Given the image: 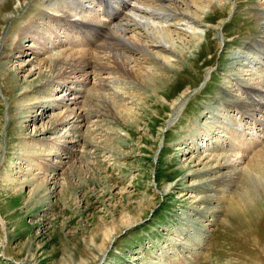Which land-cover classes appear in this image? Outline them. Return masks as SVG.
<instances>
[{
    "label": "rangeland",
    "instance_id": "374dc122",
    "mask_svg": "<svg viewBox=\"0 0 264 264\" xmlns=\"http://www.w3.org/2000/svg\"><path fill=\"white\" fill-rule=\"evenodd\" d=\"M186 2L200 24L172 12L168 21L137 16L115 0L110 15L98 0H0V264H264L263 197L248 200L247 227L229 207L241 198L237 173L264 151V86L254 79L264 75V49L250 42L264 31V0ZM122 12L143 21L125 40L155 52L152 35L180 62L102 48L110 39L101 24L116 31ZM59 15L82 31L71 39L67 25L56 29ZM90 31L96 45L82 41ZM232 53L251 55L242 62L255 76L239 81L257 88L256 112L228 104H251L231 79L241 68ZM71 54L72 65L53 60ZM84 54L91 64L73 73ZM70 112L80 116L77 131L62 124L41 133ZM220 163L235 172L233 183L204 176Z\"/></svg>",
    "mask_w": 264,
    "mask_h": 264
},
{
    "label": "bare ground",
    "instance_id": "6f19581e",
    "mask_svg": "<svg viewBox=\"0 0 264 264\" xmlns=\"http://www.w3.org/2000/svg\"><path fill=\"white\" fill-rule=\"evenodd\" d=\"M66 0H64L65 2ZM148 1V0H146ZM150 1V0H149ZM148 1V2H149ZM162 1L163 4L161 3H158L157 0H151L150 2L153 4V5H157V6H161L162 5L165 7L164 9H168L169 13L172 12L171 14L173 15L172 17L174 18V16L176 15L177 17H181L182 20H186V23H193V24H197V22H199L200 24V19H202L199 15L200 13V10L198 9V7H196L195 5H192V2H186V8H182L180 6V4L184 1V0H160ZM186 1V0H185ZM115 2L121 4L122 6H124L123 8H127L129 7V9L133 10L135 13H137L136 15L138 16V13L140 14H144L145 16H154V15H157L158 17H160L161 19H163L164 21H168V20H171L173 18H171L170 14L169 13H165L164 11L163 12H159L157 11L158 9L156 7H153V8H143L142 5H137V4H131V2L129 0H115ZM135 2V0H134ZM175 4L174 7H167V5L169 4ZM183 4V3H182ZM193 4H196L195 0H194V3ZM188 7V8H187ZM228 7L227 4H224L223 7H222V11L224 12V10ZM163 8V7H162ZM128 9V8H127ZM128 9V10H129ZM262 11V10H261ZM132 12V11H131ZM126 12H122L119 17H121L122 15L124 16V20L122 19L117 25V27H115L116 31L110 29L111 28V25H109L108 27H106L105 25H102L101 24V27L103 28V30L106 32V36L108 39L112 40V41H105L102 48H110L111 50H113V52L115 53H118V55H122L123 57L127 58L128 60L132 59V55H127V51H130L132 52L135 51V50H138L140 48V52H144L146 53L149 58H153L155 61H158V60H162V62H164L163 64L164 65H170V66H176L179 62H180V56L176 55L174 53V51L172 49H166L164 47V45L161 43V40L157 39V40H154L153 39V36H151V39H152V45L155 47L158 48L157 51L155 52H152V50L150 49L149 50V47H151L150 45H145L143 48H141L140 46H138L136 43L134 42H131L130 40L126 39L125 40V34H127L129 31H132L133 29H140L141 28V25L143 26V21L141 20L142 19V16L140 19H137L136 17L130 15V14H125ZM258 14V13H257ZM259 17H258V21H263L264 22V13H261L259 12ZM144 16V17H145ZM55 20L57 21H60L58 23V25L56 26V29L57 27L59 26L61 28V25H67L68 22H70L71 20L70 19H67L66 17H64V19H62V16H57L55 17ZM199 20V21H198ZM114 22V21H113ZM146 24V23H145ZM264 25V24H263ZM62 28H65V29H69V33L68 36L69 38L72 39L73 35L78 33V32H81V28L76 26L75 24L72 25V26H63ZM182 31V30H180ZM91 32H89V35L85 33V37L84 39H82V41L86 40V41H89L91 42V44H97L98 42L95 43V38L93 40H91L95 34L92 33L93 35L91 36ZM187 32V31H186ZM264 31H259L256 33L255 37L250 41L252 45H256L260 48H263L264 49V42L262 41V39H264ZM156 32H154L155 34ZM165 34V33H164ZM167 34V33H166ZM146 36V35H145ZM169 37V35H167ZM154 38H155V35H154ZM148 39V38H147ZM150 39V38H149ZM150 39V40H151ZM73 41H76V40H73ZM103 41V40H102ZM100 42V41H99ZM250 42L248 41L246 44L249 45ZM250 46V45H249ZM139 47V48H138ZM146 48V49H144ZM148 48V49H147ZM68 51V50H67ZM139 52V51H138ZM82 53H86L85 51H83ZM89 53V52H88ZM130 53V52H128ZM182 53V52H181ZM66 54V53H65ZM131 54V53H130ZM77 55V54H75ZM183 55V54H182ZM71 59H66L64 57H57L56 59L53 58V60L56 62V65L57 64H68V65H72L74 62V54L72 55L71 54ZM89 56V55H88ZM250 54H245V53H232V56H231V60H232V63L235 64V65H239L241 66L240 69H238L237 71L239 72L237 74V76L235 75V77H232L231 79L232 80H237V85L239 83V89L240 90H243V89H246L245 91H247L248 93H246V97L249 98L251 101L249 103L247 107L246 104L244 103V101L242 99H239L237 97H232L234 99H232V102L233 103H228L229 105H234L236 104V106H239L241 108H244V109H247L244 110L246 112H254L253 110H255L256 112V103H259V104H262L260 101H257L254 99V97L252 96V94L250 93H254L256 94L257 93V88L255 87H252L250 85H248V83H246L244 80L243 82L245 83V87H243V84L240 83L239 80L243 79L241 77L243 76H247V73L249 74V72H251V76L254 77L255 74L250 71L249 68H246L248 67L246 62H242L244 59H247V58H250ZM148 58V59H149ZM243 59V60H242ZM79 60V59H78ZM93 59H91L90 57L86 58L85 57V54L83 55V58L80 60L82 63L79 65V66H75V68L72 69V72L74 73L77 69L80 68V70L82 71L83 68H84V65H89L91 64V61ZM50 62V61H49ZM161 62V61H160ZM172 62V63H171ZM175 62V63H174ZM255 62V61H253ZM157 63V62H156ZM259 61L256 60L255 62V65H259L258 64ZM50 64V63H49ZM162 64V63H161ZM55 65V64H54ZM52 65V67L54 66ZM157 65V64H156ZM66 66V65H65ZM51 67V68H52ZM58 67V66H57ZM233 66H231V69H232ZM53 68H56V66H54ZM235 68V67H234ZM57 69V68H56ZM53 70V69H52ZM55 70V69H54ZM258 70V69H257ZM249 71V72H248ZM256 71V70H255ZM53 72V71H52ZM56 72V71H55ZM70 72V71H69ZM55 74V73H54ZM50 75V74H48ZM53 75V74H52ZM58 75V74H57ZM137 77L141 78L142 80L146 81L149 79V81L151 82H154L155 84H157V82L160 80L162 82H164V77L162 76L161 78L159 77H155L157 76V74H152V73H148L146 74L145 76L143 75H140L139 73L138 74H135ZM258 77H254V79H258L257 81L259 82V84L263 85L264 86V75H257ZM52 76H47V78L45 79V81L43 80L42 82L45 83L46 81H48ZM231 77V76H230ZM163 79V80H162ZM41 82V81H40ZM41 82V83H42ZM242 82V81H241ZM256 84V83H255ZM41 85V84H40ZM39 85V86H40ZM154 86V85H153ZM247 86V88H246ZM228 92V91H227ZM230 94V93H229ZM228 94V95H229ZM231 95V94H230ZM245 95V93H244ZM226 96V95H225ZM234 96V95H233ZM76 98V97H75ZM65 101V98L61 99L60 102H64ZM243 103V104H242ZM248 103V102H247ZM181 104H183V101H179L178 102V105L180 106ZM227 104V105H228ZM245 104V105H244ZM177 105V106H178ZM178 106V107H179ZM264 107V106H263ZM177 108V107H176ZM240 108V109H241ZM239 109V110H240ZM96 111V110H94ZM242 111V110H241ZM243 111V112H244ZM74 114V112H70L69 115H71L70 119L68 117H65V118H62V119H56L54 121V123L48 127V129H44L43 131H41V133L45 134V133H48V132H56V130H58V127L62 124H70V130L71 131H77L78 130V126H77V122L79 121V118L80 116L76 118V115H72ZM253 114V113H252ZM74 120V121H73ZM262 120V119H261ZM264 120V118H263ZM264 123V122H263ZM171 123H169L170 125ZM168 124L166 125V127L168 128L169 126ZM264 129V127H263ZM259 159L263 160L262 163H259V162H255V161H260ZM252 167H250V170L251 171H255L256 173L263 171L261 172L258 177L257 176H254V174L249 171V170H246V171H240L239 173V177H238V181L236 180V182L240 183L241 186L238 187L239 190L237 191H240L241 190V193L239 194L241 196L240 199H234L231 203H230V209L232 211V213H234L238 219H241V223H243L244 226H248V224L251 223V220H246V217L249 216L246 212V205H253L255 203H250L248 204V200H252L250 198H262L264 199V151L256 154L253 158H252ZM227 168L226 166L222 165L221 163L218 165L217 168H212V169H208L207 171H205L203 174L204 176H210V175H213V176H219V182H222L223 179H227L230 183H233L235 181V178H234V171L233 170H230V171H227L225 172L224 169ZM229 168V167H228ZM231 168V167H230ZM234 170H236V168H234ZM237 176V175H236ZM242 180V181H240ZM225 181V180H224ZM216 182H214L213 184H215ZM237 183V184H238ZM235 184V183H234ZM230 185V184H229ZM225 186V185H224ZM226 187V186H225ZM45 189V188H44ZM230 189V188H229ZM227 190V189H226ZM46 191H47V188H46ZM224 191V189L222 190ZM226 192V191H224ZM51 193H54L53 191L52 192H49L48 191V195L51 194ZM216 197V195H208V197H205V199L209 200V201H212L214 198ZM217 199V198H216ZM220 199V198H219ZM205 200V201H207ZM208 201V202H209ZM219 201H222V200H219ZM210 203V202H209ZM222 203V202H221ZM213 204V203H212ZM214 205V204H213ZM217 206V205H216ZM248 218V217H247ZM250 218V217H249ZM248 229V228H247ZM106 235V234H105ZM104 235V236H105ZM109 239V238H108ZM105 243V242H104ZM105 246V244H104ZM262 246V245H261ZM101 248V246H100ZM101 250V249H99ZM102 251V250H101Z\"/></svg>",
    "mask_w": 264,
    "mask_h": 264
},
{
    "label": "water",
    "instance_id": "95a60500",
    "mask_svg": "<svg viewBox=\"0 0 264 264\" xmlns=\"http://www.w3.org/2000/svg\"><path fill=\"white\" fill-rule=\"evenodd\" d=\"M179 112L180 111H178V112H176V114L173 116V117H171L170 119H169V121H171V123L176 119V117H177V115L179 114ZM167 127H165V129H166ZM160 146H161V143L159 144V148H160ZM159 150V149H158ZM3 152H4V146H3Z\"/></svg>",
    "mask_w": 264,
    "mask_h": 264
}]
</instances>
